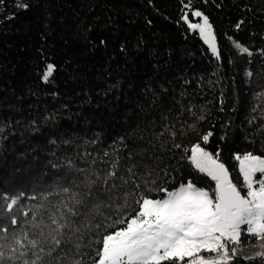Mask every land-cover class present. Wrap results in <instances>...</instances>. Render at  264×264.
<instances>
[{"label": "trees", "instance_id": "16d2710c", "mask_svg": "<svg viewBox=\"0 0 264 264\" xmlns=\"http://www.w3.org/2000/svg\"><path fill=\"white\" fill-rule=\"evenodd\" d=\"M195 11L208 17L219 58L185 22L200 20ZM48 64L56 70L45 82ZM197 143L219 152L244 194L235 156H264V0H0V194H24L11 214L0 198V223L23 221L39 202L29 197L85 175L132 176L115 180V198L101 197L110 206L89 216L93 225L135 215L142 195H163L146 182L211 190L188 160ZM15 231L52 247L48 228L44 237L27 223ZM78 235L60 237L64 264H93L98 235ZM256 244L261 252L264 241L240 249ZM255 256L238 250L234 264H264Z\"/></svg>", "mask_w": 264, "mask_h": 264}, {"label": "snow or ice", "instance_id": "6c2138e0", "mask_svg": "<svg viewBox=\"0 0 264 264\" xmlns=\"http://www.w3.org/2000/svg\"><path fill=\"white\" fill-rule=\"evenodd\" d=\"M18 6L27 8L26 4ZM192 15L202 17V23L188 21L185 14L189 29L198 30L212 54L219 58L208 17L199 11ZM236 47L251 55L240 44L237 43ZM55 70L54 65H47L43 76L45 82ZM211 135V132L204 135L203 142L207 143ZM235 159L239 161L244 194L220 161L219 152L213 154L197 143L191 147L188 160L197 172L214 181L213 189L200 188L191 180L171 189L156 188L155 181L151 186L146 182L147 192L163 195H142L135 201V215H122L111 223L93 225L87 220L89 216L102 215L103 209L110 206L101 197L115 198L116 179L127 184L132 176L125 180L117 177L115 171L103 179L99 174H95V179L85 175L79 183L74 180L72 187L32 195L29 199L39 202L22 211L23 221L13 214L9 217V225L0 223V264L5 261L9 264H45V257L48 258L47 264H64L60 252L65 242L60 237L65 230L79 234V239H83L86 233L98 235V239L91 240L97 246L93 264H234L240 248L253 240L256 243L264 241V156L246 153L236 155ZM79 171L87 172L86 169ZM129 172L132 173V169ZM23 196V193L15 196L0 194L6 212L13 213ZM50 196L59 199L52 201L48 199ZM44 201H47L46 216L42 211L46 207ZM89 202L91 208L87 213L82 212ZM127 206L125 201L119 207ZM81 216L85 220L78 223ZM24 223L40 228L41 237L46 235L44 228L50 229L48 235H51L52 247L45 251L41 241L30 238L26 231L17 234L16 226ZM82 226L84 231H81ZM79 247L77 244L78 250ZM261 247L262 251L250 259H264V244ZM73 264H81V261L76 260Z\"/></svg>", "mask_w": 264, "mask_h": 264}, {"label": "rangeland", "instance_id": "374dc122", "mask_svg": "<svg viewBox=\"0 0 264 264\" xmlns=\"http://www.w3.org/2000/svg\"><path fill=\"white\" fill-rule=\"evenodd\" d=\"M197 22H201L202 23V17H200V20L198 21H195V22H192V23H197ZM193 31H196L198 32L199 34V31L198 30H193ZM200 36V35H199ZM202 39V38H201ZM202 42L203 44L206 46L208 52L210 53V55L214 56L209 48V46L204 42V40L202 39ZM238 168H239V164H238ZM259 176V174H258ZM214 182V181H213ZM259 248H260V245L256 244L254 246H250V247H247V248H243V249H239V251L242 253V255L244 257H250V256H254L256 255L258 252H259Z\"/></svg>", "mask_w": 264, "mask_h": 264}]
</instances>
